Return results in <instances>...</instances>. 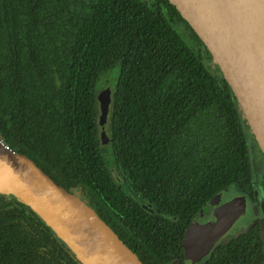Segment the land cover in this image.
I'll return each mask as SVG.
<instances>
[{"label":"trees","instance_id":"obj_1","mask_svg":"<svg viewBox=\"0 0 264 264\" xmlns=\"http://www.w3.org/2000/svg\"><path fill=\"white\" fill-rule=\"evenodd\" d=\"M209 54L169 0H0V140L144 264H186L192 220L253 176L250 126ZM115 64L109 142L97 83ZM0 264L83 263L28 204L0 193ZM207 264L225 263L214 253Z\"/></svg>","mask_w":264,"mask_h":264},{"label":"water","instance_id":"obj_2","mask_svg":"<svg viewBox=\"0 0 264 264\" xmlns=\"http://www.w3.org/2000/svg\"><path fill=\"white\" fill-rule=\"evenodd\" d=\"M169 1L219 67L264 153V0ZM97 99L98 120L107 141L111 138L107 131L112 127L111 88L100 91ZM112 168L117 170L116 165ZM0 179L6 183L0 193L13 194L28 204L83 264H144L92 207L2 140ZM235 204L241 212L243 202L235 198L222 207L217 223L189 226L183 238L186 264L206 256L230 229L238 216L226 214Z\"/></svg>","mask_w":264,"mask_h":264},{"label":"flooded vegetation","instance_id":"obj_3","mask_svg":"<svg viewBox=\"0 0 264 264\" xmlns=\"http://www.w3.org/2000/svg\"><path fill=\"white\" fill-rule=\"evenodd\" d=\"M107 135H110L109 131ZM102 138L100 134V139ZM251 159L253 166L251 183L247 186H234L218 196L219 193L218 198L214 200L213 197L189 224V226L215 224L224 205L235 198L243 202L244 208L241 212L235 204L226 214L238 216L234 221L231 219L233 224L230 229L215 242L206 256L193 264H207L214 253H217L225 264H264V153L255 140ZM110 172L119 177L118 170L112 168ZM221 254H225L226 257Z\"/></svg>","mask_w":264,"mask_h":264},{"label":"rangeland","instance_id":"obj_4","mask_svg":"<svg viewBox=\"0 0 264 264\" xmlns=\"http://www.w3.org/2000/svg\"><path fill=\"white\" fill-rule=\"evenodd\" d=\"M182 34H184V36L187 38L186 33L183 31V29H181ZM119 72H120V66L119 64H115V66H113L112 68H110L107 72H105L98 80L97 83V92L99 93L100 91H102L103 89L109 87L111 88V90L113 91V89L116 88L117 85V80L119 77ZM249 131V144H250V150L253 152V143H254V137H252L250 135ZM254 139V140H253ZM256 145V144H255ZM257 146V145H256ZM102 149L104 151V153L106 154V157H110V153H111V146H102ZM109 155V156H108ZM112 156V155H111ZM115 179L117 181H119L121 178L119 177H115Z\"/></svg>","mask_w":264,"mask_h":264},{"label":"bare ground","instance_id":"obj_5","mask_svg":"<svg viewBox=\"0 0 264 264\" xmlns=\"http://www.w3.org/2000/svg\"><path fill=\"white\" fill-rule=\"evenodd\" d=\"M6 187V183L0 179V190Z\"/></svg>","mask_w":264,"mask_h":264}]
</instances>
